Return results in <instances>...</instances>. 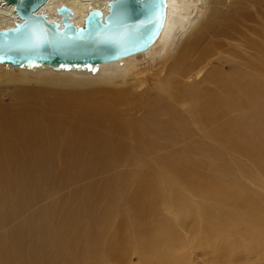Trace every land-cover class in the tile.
I'll return each mask as SVG.
<instances>
[{
	"label": "bare ground",
	"instance_id": "obj_1",
	"mask_svg": "<svg viewBox=\"0 0 264 264\" xmlns=\"http://www.w3.org/2000/svg\"><path fill=\"white\" fill-rule=\"evenodd\" d=\"M107 1L46 0L38 11L60 19L65 3L81 24ZM193 1L169 0L142 51L12 66L17 78L0 80V94L18 87L15 103L0 101V264H130L133 254L137 264H264V46L250 69L230 51L198 49L207 28L236 18L209 0L207 22L170 62ZM19 19L0 0V28ZM145 56L159 67L141 68Z\"/></svg>",
	"mask_w": 264,
	"mask_h": 264
},
{
	"label": "water",
	"instance_id": "obj_2",
	"mask_svg": "<svg viewBox=\"0 0 264 264\" xmlns=\"http://www.w3.org/2000/svg\"><path fill=\"white\" fill-rule=\"evenodd\" d=\"M4 1L20 17L0 28V63L11 66H90L142 51L156 40L169 8V0H108L105 12L91 6L76 24L65 3L56 7L60 19H49L38 11L46 0Z\"/></svg>",
	"mask_w": 264,
	"mask_h": 264
},
{
	"label": "rangeland",
	"instance_id": "obj_3",
	"mask_svg": "<svg viewBox=\"0 0 264 264\" xmlns=\"http://www.w3.org/2000/svg\"><path fill=\"white\" fill-rule=\"evenodd\" d=\"M208 1L209 0H194L191 7L188 9L191 23L186 26V34L184 38L182 40H180L181 37L177 39V43L174 45L175 48L178 45L177 48L174 49V52L168 57L169 59L167 58L168 60H171L170 62H173L177 58L182 47L187 42H191L195 38L196 33L199 32L203 25L207 22V16L210 13ZM230 8L235 9L236 18L225 26H223L224 24L221 22H215L212 24L206 29L205 35L198 40L197 46L198 49H204L205 47L211 46L212 48L210 53L214 55H218L214 51V48L230 51L237 56V59L240 62V67L250 69L246 60L248 57L250 59L257 58L261 54L260 44H262V48L264 46V0H224L221 5L223 14L227 15V10ZM210 41L213 43L210 44ZM253 42L254 46L252 45ZM161 61H152L151 58L146 56L140 57V67H149L151 69L155 67L157 68L159 67ZM222 64L225 65L226 69H230L231 67L227 63ZM62 69L64 68H60L58 72L68 71ZM29 70L33 71L31 69ZM16 72L19 73L18 68L12 67L8 64H1L0 80L6 79L7 76H10L13 79L17 78L15 76ZM89 74L94 75L93 72H89ZM193 78L194 77H191L190 80ZM13 86L18 88L16 85L7 84L3 86L4 91L2 93H5V95L0 94V101L4 100L7 106L15 103L12 93L16 89H13ZM132 112H135V110H132ZM137 114L141 115L142 111H138ZM242 157L243 156L241 155L239 158L243 160ZM124 167L125 171L129 169L127 165H121L119 168H116V170L119 171L120 168ZM120 171L124 170L121 169ZM101 176V173L96 175L97 178ZM131 257L130 264H137L139 261L137 254H133Z\"/></svg>",
	"mask_w": 264,
	"mask_h": 264
},
{
	"label": "snow or ice",
	"instance_id": "obj_4",
	"mask_svg": "<svg viewBox=\"0 0 264 264\" xmlns=\"http://www.w3.org/2000/svg\"><path fill=\"white\" fill-rule=\"evenodd\" d=\"M95 12V10H93V12L92 13H90V17L91 18H94V16H93V13ZM90 22V21H89Z\"/></svg>",
	"mask_w": 264,
	"mask_h": 264
}]
</instances>
